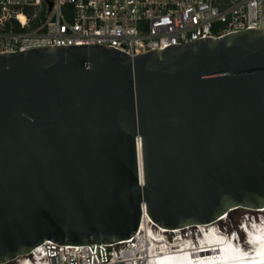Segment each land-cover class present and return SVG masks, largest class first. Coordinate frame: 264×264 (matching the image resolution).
I'll return each mask as SVG.
<instances>
[{
	"label": "water",
	"instance_id": "1",
	"mask_svg": "<svg viewBox=\"0 0 264 264\" xmlns=\"http://www.w3.org/2000/svg\"><path fill=\"white\" fill-rule=\"evenodd\" d=\"M240 210L264 212V28L0 53V263Z\"/></svg>",
	"mask_w": 264,
	"mask_h": 264
},
{
	"label": "built area",
	"instance_id": "2",
	"mask_svg": "<svg viewBox=\"0 0 264 264\" xmlns=\"http://www.w3.org/2000/svg\"><path fill=\"white\" fill-rule=\"evenodd\" d=\"M263 28L264 0H0V53L98 44L134 57ZM142 223L128 240L71 246L48 240L0 264H144L138 250L147 233Z\"/></svg>",
	"mask_w": 264,
	"mask_h": 264
},
{
	"label": "bare ground",
	"instance_id": "3",
	"mask_svg": "<svg viewBox=\"0 0 264 264\" xmlns=\"http://www.w3.org/2000/svg\"><path fill=\"white\" fill-rule=\"evenodd\" d=\"M248 214L254 217H264L263 210H245ZM249 219L251 220V216ZM229 215L222 218L225 221ZM246 218V217H245ZM147 221L149 224L147 225ZM218 223H212L208 225H199L194 228H187L185 230L174 229L168 230L160 228L150 219H144L142 223V229H146L147 233L142 237L139 245V251H141V258L144 264H251L264 261V234L262 233L255 243L252 241L253 251L249 254H253L256 250L258 256L246 255L244 249L236 251L235 249H226L227 246H233V243L227 241L225 244L221 241L222 234L218 233ZM211 228L210 233H205L202 246L208 241L214 243L215 247L210 250L201 251L198 254L192 251V248H188V245H192L194 240L199 236L200 231ZM264 228V227H263ZM234 230V229H232ZM257 227L252 230V234L257 232ZM170 234L174 235L173 239L170 238ZM179 235L178 237H175ZM185 238L193 239V242L186 241L184 249L173 250L179 243L184 242ZM263 238V239H262ZM221 247V248H220ZM223 250V254L218 255L220 250ZM226 249V250H225Z\"/></svg>",
	"mask_w": 264,
	"mask_h": 264
},
{
	"label": "rangeland",
	"instance_id": "4",
	"mask_svg": "<svg viewBox=\"0 0 264 264\" xmlns=\"http://www.w3.org/2000/svg\"><path fill=\"white\" fill-rule=\"evenodd\" d=\"M250 215L251 217H254L251 214H248L245 210H240L238 213H232L230 216L224 221L223 225L220 226L224 230L232 231V229H239L238 224L241 220H244L246 216ZM257 218V217H254ZM259 218V217H258ZM227 228V229H226ZM174 235L170 234V238L173 239Z\"/></svg>",
	"mask_w": 264,
	"mask_h": 264
},
{
	"label": "clouds",
	"instance_id": "5",
	"mask_svg": "<svg viewBox=\"0 0 264 264\" xmlns=\"http://www.w3.org/2000/svg\"><path fill=\"white\" fill-rule=\"evenodd\" d=\"M238 233H240V235L243 237L244 236V233L241 229H237ZM263 234H264V231H263ZM251 236H249V241H251Z\"/></svg>",
	"mask_w": 264,
	"mask_h": 264
}]
</instances>
